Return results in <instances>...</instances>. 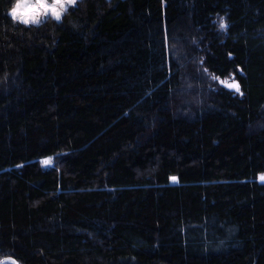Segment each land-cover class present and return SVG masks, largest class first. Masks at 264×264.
Returning a JSON list of instances; mask_svg holds the SVG:
<instances>
[{
    "label": "trees",
    "instance_id": "obj_1",
    "mask_svg": "<svg viewBox=\"0 0 264 264\" xmlns=\"http://www.w3.org/2000/svg\"><path fill=\"white\" fill-rule=\"evenodd\" d=\"M11 2L0 264H264V0Z\"/></svg>",
    "mask_w": 264,
    "mask_h": 264
},
{
    "label": "clouds",
    "instance_id": "obj_2",
    "mask_svg": "<svg viewBox=\"0 0 264 264\" xmlns=\"http://www.w3.org/2000/svg\"><path fill=\"white\" fill-rule=\"evenodd\" d=\"M76 3L77 0H12L8 15L14 23L38 28L49 21L62 22Z\"/></svg>",
    "mask_w": 264,
    "mask_h": 264
},
{
    "label": "snow or ice",
    "instance_id": "obj_3",
    "mask_svg": "<svg viewBox=\"0 0 264 264\" xmlns=\"http://www.w3.org/2000/svg\"><path fill=\"white\" fill-rule=\"evenodd\" d=\"M220 26L223 29H226L227 28V25L223 21H221V25ZM227 86L229 88H233L236 92H238L241 95H243V93L241 92V89H240V85L238 83H230ZM43 163L48 164L49 163V160H45V161H43ZM172 179H175V178H172Z\"/></svg>",
    "mask_w": 264,
    "mask_h": 264
},
{
    "label": "rangeland",
    "instance_id": "obj_4",
    "mask_svg": "<svg viewBox=\"0 0 264 264\" xmlns=\"http://www.w3.org/2000/svg\"><path fill=\"white\" fill-rule=\"evenodd\" d=\"M78 2V0H77ZM221 83L224 85V86H227L228 84L230 83H236L235 81H233L232 79H222L221 80ZM228 87V86H227ZM233 89V88H232ZM261 180L264 181V175L260 177Z\"/></svg>",
    "mask_w": 264,
    "mask_h": 264
},
{
    "label": "water",
    "instance_id": "obj_5",
    "mask_svg": "<svg viewBox=\"0 0 264 264\" xmlns=\"http://www.w3.org/2000/svg\"><path fill=\"white\" fill-rule=\"evenodd\" d=\"M172 182H176L177 181V178L175 179H171ZM12 262L13 264H18L14 259H11V258H7V259H4L1 263H4V262Z\"/></svg>",
    "mask_w": 264,
    "mask_h": 264
}]
</instances>
